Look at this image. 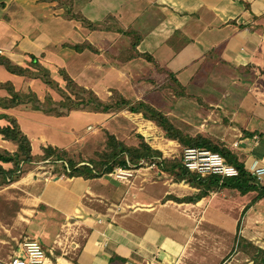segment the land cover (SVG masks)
I'll use <instances>...</instances> for the list:
<instances>
[{
  "label": "crops",
  "instance_id": "0c3cea01",
  "mask_svg": "<svg viewBox=\"0 0 264 264\" xmlns=\"http://www.w3.org/2000/svg\"><path fill=\"white\" fill-rule=\"evenodd\" d=\"M0 49L16 65L45 67L56 84L65 72L103 101L115 94L143 101L184 133L222 143L246 168L264 164V0H0ZM25 76L0 64V126L9 123L2 114L14 117L34 156L48 146L71 156L79 144L66 138L78 139L79 122L94 121L85 133L119 114L55 116L33 109L32 101L4 107L11 85L20 93L31 87L45 101L49 88ZM143 116L134 118L138 126L153 122ZM0 148L12 152L16 145L0 133ZM85 158L78 163L89 164ZM59 161L32 162L7 186L13 192L5 191L0 205V258L31 237L45 249L46 264H201V233L237 231L238 213L226 223L223 198L235 189L186 201L203 186L177 180L160 162L123 183L104 173L70 175ZM51 168L54 177L46 180Z\"/></svg>",
  "mask_w": 264,
  "mask_h": 264
},
{
  "label": "trees",
  "instance_id": "16d2710c",
  "mask_svg": "<svg viewBox=\"0 0 264 264\" xmlns=\"http://www.w3.org/2000/svg\"><path fill=\"white\" fill-rule=\"evenodd\" d=\"M32 63L37 65L35 62ZM0 64L14 74L31 75L32 73L31 69L16 65L2 56H0ZM61 73L67 80L68 84L73 86L74 90H77L78 93L84 95L79 101H72L71 106L67 103V101L73 100L70 94H65L64 100L58 102V104L54 102L51 97H48V100L46 98L44 102H41L34 95L35 98H31L32 100L29 97L27 98L22 93L15 91L11 85L7 87L11 95L10 98H2V101L5 103L4 107L12 108L21 103H26L27 101H29V103H31L30 101H34L32 104L33 109L53 114L55 116H63L73 110L112 112L126 108L133 113L141 112L145 118L152 120L161 127L167 138L177 140L184 146L203 147L213 152L220 153L225 157L229 164L234 165L239 170V174L236 177L221 178L219 176H207L200 178L197 173L190 172L183 165L182 157L173 159V161L170 162L166 158L163 159L160 162L162 167L165 171L173 174L177 180L186 179L192 185L203 186V190L199 194L186 197V201H197L210 191H216L223 188L235 189L241 195L256 192L257 194L253 198L254 202L264 198V184L262 181L253 176L246 168L245 163L239 159L238 155L222 143L214 142L212 139L201 134L190 136L184 133L181 129L177 128L162 111L155 109L143 101L133 103L120 94H115L109 101H103L92 90L78 86L65 72ZM49 99L52 103H56L55 106L59 105L65 110H60L58 107H46L45 104L49 102ZM2 116L6 117L9 123L5 126H0V133L3 135L4 139L16 145V149L12 152L0 148V183L2 184H10L17 180L23 172V167L31 165V163L35 161L48 159L52 161L62 160L66 162L70 168V172H67L70 175L95 177L102 172L100 169L103 167H105V170L103 169L104 171L109 172L116 166H126L128 164L127 162L137 165L143 159L149 160L154 157H161V152L153 149L150 144L145 141L143 136H139V142L137 145H128L113 134L107 135L106 149L100 154L101 158L99 161L97 160L98 162H92L91 160L89 164L75 163L68 158L69 155L66 151L59 148H53L52 146L44 148L43 155L34 156L31 152L30 139L20 129L17 120L7 114H2ZM3 163H11L12 167L5 168L2 165ZM257 264H264V249L260 252Z\"/></svg>",
  "mask_w": 264,
  "mask_h": 264
},
{
  "label": "rangeland",
  "instance_id": "374dc122",
  "mask_svg": "<svg viewBox=\"0 0 264 264\" xmlns=\"http://www.w3.org/2000/svg\"><path fill=\"white\" fill-rule=\"evenodd\" d=\"M32 69L31 75L25 76L28 79L27 83L31 85L32 83L38 81L41 86L44 84L47 88H49V91L47 92L48 96L46 97L47 100L48 97L54 95L56 96V101H53L58 104V102L64 100L65 94H70L73 100H69L67 103L71 106L72 101H79L84 97V95L78 93L77 90H74L73 86L68 84L63 74H61V76L58 75L59 83L56 84L54 79H52V75L47 72L45 67H41L38 64V66H32ZM24 89L25 90H21L24 92H21L24 96L27 98L29 97L30 99L35 98V92L31 91V87H26ZM55 104L49 99V102L45 105L48 108L58 107L60 110H65L59 105L55 106ZM115 111H119L118 116L113 119L111 117L107 118L103 123L98 125L92 124L93 127L85 133L84 131L87 125L94 121H91L89 118H85L82 122H79L78 131L80 129L81 131H77L78 139H75L73 135L66 138V140L79 144V146L75 147L76 151L73 152L71 156H68L70 160L76 163L86 159L85 157H89V162L91 160L92 162H98L101 158L100 154L106 149L107 135L111 132L115 133V136H120L121 138L119 139L126 144L134 145L133 143L137 144L139 142V136L157 131L156 134L152 133L154 137L147 142H150L156 148L165 150L167 152L166 159H168L169 162L173 161V157H175V159L181 158L183 149L185 147H189L182 145L177 140L175 141L178 145H175L174 142L170 141L173 139L167 138L165 133L160 131L162 130L160 129L161 127H159L156 123L143 121V124L139 121L140 125L138 126L137 119L134 118L136 117L142 119L143 114L139 115V113H133L128 111L126 108ZM68 121L70 124V120ZM62 141H65V139ZM80 148L84 150L80 151ZM104 168L105 167L100 170L102 171ZM10 184L0 183V205L4 204L3 200L5 191L9 190L10 192H13V188H7ZM223 193H225V196H223ZM223 193L221 195L225 199V208L228 210L225 221H227L226 223H233L235 215L238 213V228L236 232H233V234L224 232L226 226H219L221 228L214 233L215 235L211 233L207 236L204 235V233H201V239L199 242L200 247L202 248L203 245L206 247V249L199 251L200 258L202 257L203 262L201 264H257L260 252L264 249V198L254 202L253 198L256 196V192L241 195L231 190ZM8 210L10 212L12 209L8 207ZM207 245L211 248L210 251L207 250ZM196 252L197 251H195V254Z\"/></svg>",
  "mask_w": 264,
  "mask_h": 264
},
{
  "label": "built area",
  "instance_id": "2783aa9c",
  "mask_svg": "<svg viewBox=\"0 0 264 264\" xmlns=\"http://www.w3.org/2000/svg\"><path fill=\"white\" fill-rule=\"evenodd\" d=\"M3 54V50L0 49V55ZM234 147L238 146V142L233 144ZM183 165L193 173H197L200 177L207 176H219L221 178L236 177L239 174V170L229 164L225 157L220 153L213 152L207 148L189 146L185 147L182 152ZM166 156V154L164 155ZM164 156L154 157L151 162L145 160L140 161L137 165L130 164L127 166H116L113 170L107 172L102 170L101 174L109 175L123 183H130L134 177L142 169L153 168L157 163L164 159ZM60 161L42 160L33 162L38 166L45 164L58 163ZM62 162V161H61ZM65 163V162H62ZM22 165V164H21ZM67 172H70V168L67 164H64ZM248 171L255 176L258 180L264 179V164L254 161L247 166ZM45 179H53L54 173L52 168L45 172ZM36 176H42L40 173H36ZM46 251L41 243L34 238L25 237L18 243V249L13 250L6 258H0V264H46Z\"/></svg>",
  "mask_w": 264,
  "mask_h": 264
}]
</instances>
